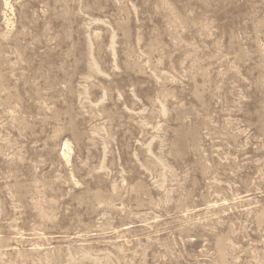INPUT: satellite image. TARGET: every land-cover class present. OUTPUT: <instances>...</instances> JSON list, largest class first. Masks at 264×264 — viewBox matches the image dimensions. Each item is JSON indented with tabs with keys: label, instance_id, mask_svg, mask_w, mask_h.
<instances>
[{
	"label": "rangeland",
	"instance_id": "rangeland-1",
	"mask_svg": "<svg viewBox=\"0 0 264 264\" xmlns=\"http://www.w3.org/2000/svg\"><path fill=\"white\" fill-rule=\"evenodd\" d=\"M0 264H264V0H0Z\"/></svg>",
	"mask_w": 264,
	"mask_h": 264
},
{
	"label": "bare ground",
	"instance_id": "bare-ground-1",
	"mask_svg": "<svg viewBox=\"0 0 264 264\" xmlns=\"http://www.w3.org/2000/svg\"><path fill=\"white\" fill-rule=\"evenodd\" d=\"M65 146H67V143H65ZM66 148V147H65ZM65 154V152H63Z\"/></svg>",
	"mask_w": 264,
	"mask_h": 264
}]
</instances>
